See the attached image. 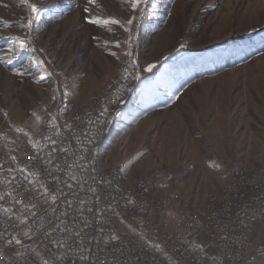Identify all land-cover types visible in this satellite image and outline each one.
<instances>
[{"label": "rangeland", "instance_id": "obj_1", "mask_svg": "<svg viewBox=\"0 0 264 264\" xmlns=\"http://www.w3.org/2000/svg\"><path fill=\"white\" fill-rule=\"evenodd\" d=\"M130 67L132 96L100 136L110 130L95 166L123 164L129 178L114 176L121 191L151 184L148 196L163 197L170 213L165 219L150 206V229L164 233L154 228L160 217L184 238L181 213L218 198L238 170L264 171V161L246 169L236 156L240 144L264 141V0H149L136 9L130 0H0V139L30 133L40 142L50 131L45 117L55 123L102 107ZM19 90L29 92L19 98ZM114 146L131 155L101 167ZM180 200L193 204L180 210ZM131 203L139 214L138 196ZM109 223L114 237L149 228L136 232L120 217ZM258 227L260 240L264 222Z\"/></svg>", "mask_w": 264, "mask_h": 264}, {"label": "built area", "instance_id": "obj_2", "mask_svg": "<svg viewBox=\"0 0 264 264\" xmlns=\"http://www.w3.org/2000/svg\"><path fill=\"white\" fill-rule=\"evenodd\" d=\"M132 71L127 68L121 84L111 87L116 95H107L108 107L94 103L89 114L78 112L76 120L48 123L45 117L50 131L42 143H35L30 133L9 138L11 157H4L3 149L0 154V264H22L36 255L39 264H264V235L258 240L253 234L264 222L261 176L246 181L238 173L241 186L255 188L249 200H240L229 184L220 213H212L207 200L194 204L191 213H181L186 234L176 238L175 229H150V206H158L165 219L170 213L163 197L148 196L151 184L141 180L136 189L120 191L114 173H95L93 148L122 104L118 92L126 88ZM17 147H26V159H17ZM21 161H28V168H21ZM2 165H12V172L2 174ZM128 171L121 164L114 172L124 180ZM43 192H50V201H42ZM131 196H138L139 214H130ZM185 204L193 203L180 200V210ZM116 217L130 222L136 232L149 228L114 237L111 230L117 225L109 222ZM154 244H164L165 253L156 254Z\"/></svg>", "mask_w": 264, "mask_h": 264}, {"label": "bare ground", "instance_id": "obj_3", "mask_svg": "<svg viewBox=\"0 0 264 264\" xmlns=\"http://www.w3.org/2000/svg\"><path fill=\"white\" fill-rule=\"evenodd\" d=\"M126 71L127 70H125V73H126ZM134 84H131V82L128 81L126 88L119 90L118 98L121 97L123 94L127 95V96L123 100L122 104H119L120 107L118 108L117 112L121 108H123V105H125V103L127 101H129V99L131 98L132 93H133V85ZM28 92H29V90L28 91L19 90V98H21L23 95H25ZM20 94H23V95L20 96ZM110 95H116V89L111 90ZM102 107H108V99H106V102L102 105ZM117 112H116V114H117ZM116 114H115V116H116ZM77 118H78V114H75V115L71 116L70 120H75ZM114 118H115L114 115L111 116V121H110V124H107V128L112 127V123H113ZM116 121H117V118H116ZM109 134H110V130H108L105 135L100 137V141H98L95 148H93V168H94L95 173H101V177H110V176H112V173H114V176H118L121 174L120 172H114L118 168H112L109 172H106V171H103L101 169H98L95 166L96 156H97L100 148L103 146L106 139L108 138ZM44 140H45V138H44V136H42V139L38 143H42V141H44ZM2 149H3L4 157H11L10 140L0 139V154H2ZM17 159H26V147H19V148L17 147ZM21 168H28V161H21ZM11 172H12V165H2L1 166V173L2 174H9ZM238 173H244V172L242 170H238L236 173V178H235L234 182L232 184H230V186H232V189H233V192L235 195H240V200H249V195H255V188H250V185L241 186L242 176H240ZM259 176H261L264 179V171H263L261 166L258 167L257 169H255L252 173H244V180L255 181V180H257V178ZM224 190H229V186L226 187ZM224 190L221 192V194L218 196V198L211 199L209 204H211L212 213H220L221 212V203L224 202ZM42 201H50V192H43L42 193ZM0 206H1V199H0ZM176 238H179V237H177V234H176ZM154 252H156V254L165 253V246H163L162 244H154ZM25 260H27V259H22V262ZM47 264H52V263H47Z\"/></svg>", "mask_w": 264, "mask_h": 264}, {"label": "crops", "instance_id": "obj_4", "mask_svg": "<svg viewBox=\"0 0 264 264\" xmlns=\"http://www.w3.org/2000/svg\"><path fill=\"white\" fill-rule=\"evenodd\" d=\"M73 110H75V109H67L66 112L73 111ZM62 113H64L63 109H62ZM115 148L116 147L114 146L111 149L112 150V158H113V160H111L110 162L106 161V160H104V162H103L102 160H100L101 156L99 157V161H100L101 167L108 168L109 166H111L112 164H114V163H116L118 161H123V160L128 159L129 155H131V153L122 152V150H117V148L116 149ZM108 149L109 148H106L104 150L103 154L106 153V151ZM236 156H237V161H239L240 164L244 168L253 169L258 161H264V141L263 140L262 141H257V143L254 144V145L251 144V143H248V142L246 144H240V148L237 151V155ZM228 180H229V178L227 179V183L229 182ZM164 190H166V189H164ZM164 190L160 189V188H157V189H155V191L154 190L153 191L155 192L156 195H161L162 193H165V192H162ZM175 191L176 190H174L173 192H175ZM158 192H160V193H158ZM170 193H171V190H170ZM193 201H195V200H193ZM153 218L149 219V225H151V222H152ZM172 227L173 226H172L171 222H166L165 220L161 219L160 217H158L155 220V222H154V228L156 230H158L159 232H165V231H167L168 229H170ZM25 264H39L38 256L37 255L34 256L30 260H28Z\"/></svg>", "mask_w": 264, "mask_h": 264}, {"label": "snow or ice", "instance_id": "obj_5", "mask_svg": "<svg viewBox=\"0 0 264 264\" xmlns=\"http://www.w3.org/2000/svg\"><path fill=\"white\" fill-rule=\"evenodd\" d=\"M90 2L91 3H94L95 2V0H90ZM130 2H131V4H132V8L133 9H136L140 4H147L148 2H149V0H130ZM86 11H87V9H86ZM32 12H37V7H36V5L35 4H33L32 5ZM133 20H134V17H133V19H129L128 20V23L129 24H131V23H133ZM102 21H100V20H93V21H91V23H93V24H98V23H101ZM104 23H108L109 21H103ZM112 24H119L120 23V21H118V20H112V21H110ZM117 46H119V44H117ZM129 56L131 55V53L129 52V53H127ZM156 67V65H154V64H150V65H148V67H147V71L148 72H152L153 71V69ZM137 78H139V77H137ZM77 235H79V234H77ZM226 238V237H225Z\"/></svg>", "mask_w": 264, "mask_h": 264}]
</instances>
